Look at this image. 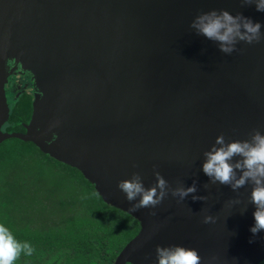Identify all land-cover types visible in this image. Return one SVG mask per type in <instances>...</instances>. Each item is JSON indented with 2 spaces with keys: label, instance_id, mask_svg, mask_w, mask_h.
Masks as SVG:
<instances>
[{
  "label": "water",
  "instance_id": "95a60500",
  "mask_svg": "<svg viewBox=\"0 0 264 264\" xmlns=\"http://www.w3.org/2000/svg\"><path fill=\"white\" fill-rule=\"evenodd\" d=\"M213 9L251 17L264 33V13L241 0H0V143H32L137 221L113 264H155V247L169 244L217 264L264 260L260 234L249 243L250 188L234 193L200 170L218 135L264 134V38L221 53L189 28ZM18 74L30 77L31 113L23 132H6L5 86ZM154 172L172 187L195 181L205 199L169 195L132 212L118 181L138 173L148 187Z\"/></svg>",
  "mask_w": 264,
  "mask_h": 264
},
{
  "label": "trees",
  "instance_id": "16d2710c",
  "mask_svg": "<svg viewBox=\"0 0 264 264\" xmlns=\"http://www.w3.org/2000/svg\"><path fill=\"white\" fill-rule=\"evenodd\" d=\"M30 103L27 93L15 96L4 131L23 132ZM0 223L34 249L16 264H113L139 230L76 169L14 138L0 143Z\"/></svg>",
  "mask_w": 264,
  "mask_h": 264
},
{
  "label": "clouds",
  "instance_id": "9594fccd",
  "mask_svg": "<svg viewBox=\"0 0 264 264\" xmlns=\"http://www.w3.org/2000/svg\"><path fill=\"white\" fill-rule=\"evenodd\" d=\"M242 6H254L256 12L264 13V0H241ZM197 35L214 42L218 50L230 55L236 51L240 42L246 44L258 43L264 38L261 32L262 24L254 22L237 12L210 10L197 14L189 24ZM204 160L200 170L211 184L227 186L234 193H239L246 185L250 188L247 202L252 205V223L248 231L251 233L249 243H252L260 234L264 239V134L253 130L248 139L225 140L221 134L214 143L203 152ZM155 183L145 187L141 176L133 173L130 178L118 181L117 188L123 193L126 201L131 205V211L140 208L155 209L169 195L178 204L191 197L193 201H203L205 197L197 196L195 181L188 186L177 184L172 187L160 175L154 172ZM240 199L229 200L228 206L239 205ZM155 215V212H151ZM203 223H215L216 217L203 216ZM34 249L28 241L15 238L13 232L0 223V264H16L21 255L31 256ZM155 264H217V258L211 257L202 261L201 256L194 248L176 244L157 245L155 247Z\"/></svg>",
  "mask_w": 264,
  "mask_h": 264
},
{
  "label": "flooded vegetation",
  "instance_id": "af4514ba",
  "mask_svg": "<svg viewBox=\"0 0 264 264\" xmlns=\"http://www.w3.org/2000/svg\"><path fill=\"white\" fill-rule=\"evenodd\" d=\"M12 79H14L17 82V84L15 83V87L16 88L13 89L14 96H19V95H21L23 93H27V94L32 96V83L30 81V77L27 74H18V75L11 76V77L8 78V82H7L6 86H5V94H6V96H7L6 87L9 84H11L12 81H10V80H12ZM21 79H24V81H20ZM24 123H26V122H24Z\"/></svg>",
  "mask_w": 264,
  "mask_h": 264
},
{
  "label": "rangeland",
  "instance_id": "374dc122",
  "mask_svg": "<svg viewBox=\"0 0 264 264\" xmlns=\"http://www.w3.org/2000/svg\"><path fill=\"white\" fill-rule=\"evenodd\" d=\"M10 81H12L11 84H9L10 83L9 82L8 83L9 85L6 87V91H7L6 100H7V103L9 104V106L13 103V100L15 98L13 89L16 88L15 83L17 84V82L14 79H12ZM20 81H24V79H21Z\"/></svg>",
  "mask_w": 264,
  "mask_h": 264
}]
</instances>
